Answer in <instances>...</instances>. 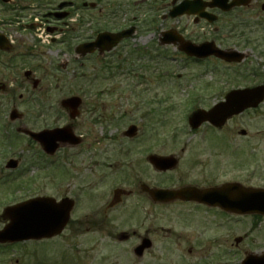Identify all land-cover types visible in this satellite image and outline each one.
Wrapping results in <instances>:
<instances>
[{"label": "rangeland", "instance_id": "374dc122", "mask_svg": "<svg viewBox=\"0 0 264 264\" xmlns=\"http://www.w3.org/2000/svg\"><path fill=\"white\" fill-rule=\"evenodd\" d=\"M84 1L95 2L97 9L80 8ZM133 1L75 0L81 17L85 20L94 18L88 25L79 23L80 32L83 29L80 36L108 26L119 28L116 24L119 22L135 24L150 14L142 13L150 8L160 17L161 4L166 0H147L139 5H134ZM134 16L137 19L132 20ZM168 25L169 21L160 20L151 30L137 29L133 38L113 50V57L121 55L127 62L121 75L105 83L90 81L101 67V60L93 56L83 60L81 69L71 58L62 69L55 68L58 60H51L50 55L26 57L25 60L36 67L35 77L40 79V84L36 90L29 86L21 101L18 100L20 90L15 93L16 108L25 115L24 122L36 130L71 122L82 142L61 150L54 155L55 161L49 160L51 163L46 166L37 144L28 143L19 135L14 143L1 141L0 134V214L5 206L38 195L59 198L70 192L75 198L76 192L79 202L68 226L59 236L47 241L18 242L12 246L0 244V264H241L247 252L259 257L264 253V216H237L188 203L150 206L138 192L140 182L171 187L168 184L178 182L238 181L264 187V104L256 112H245L235 122V128L228 125L222 134L230 141L212 148L204 141L202 129L190 132L186 116L194 106H210L227 91V88L222 89L225 85L219 83L217 74L211 71L213 65L196 66L168 47L173 58L161 65L170 69V78L168 74L161 78L162 82L153 69L144 72L138 68L139 63L147 59L140 58L139 61L143 48L152 52L156 48L158 32ZM257 61L260 62L258 59L254 62ZM261 64H252L260 71L259 76L250 72L247 82L264 80ZM207 66L208 72H204ZM76 67L79 73L74 70ZM128 68L132 69L131 73ZM137 69L148 81L146 84L141 83L135 72ZM20 77L22 71L16 74L17 85ZM148 87L151 90L144 92L146 97H143L140 90ZM167 87H171L168 92L164 90ZM192 91L194 97L190 94ZM155 92L159 99L170 94V102L162 104L167 110L174 109L162 118L167 125L149 122V111L147 117V108L141 107L146 101L158 100L152 98ZM71 95L83 99L81 113L72 121L59 104L62 98ZM5 115L7 112L3 111L0 118L6 119ZM151 119L161 121V115ZM130 124L138 126L135 139L122 135ZM240 128L247 131L246 137L236 134ZM152 152L178 155L181 160L175 169L158 173L144 158ZM10 157L21 158L19 171L4 169ZM63 170L67 172L61 174ZM117 187L135 192L109 209L102 222L103 210ZM5 223L0 218V228ZM121 232H126L130 238L119 241L117 236ZM145 234L151 238L153 246L138 258L132 250L139 242L138 236ZM236 237L242 238L237 245L234 243Z\"/></svg>", "mask_w": 264, "mask_h": 264}, {"label": "flooded vegetation", "instance_id": "af4514ba", "mask_svg": "<svg viewBox=\"0 0 264 264\" xmlns=\"http://www.w3.org/2000/svg\"><path fill=\"white\" fill-rule=\"evenodd\" d=\"M182 2L185 3L187 11L176 17H167L168 12ZM7 13V9H4L3 11L0 7L1 44L11 46L9 50L0 48V107H2L3 104V107L0 109L2 112L0 113H3V111L7 112V115H5L6 119L0 118V134H2L1 137H3V139L0 140L11 141V143H14V140L19 135L24 137L28 143H36L26 132H37L45 128L36 130L27 126L24 122L25 115L22 112H16L18 110L15 103V93L20 90L18 93V100L21 101L25 96L24 92L28 90L29 86H31L33 90L38 88L37 86L40 84V79L35 77L37 69L31 65L30 61L28 62L25 59L31 54H38L40 49L39 47H37V49L29 48V44L22 37L14 41L10 40L9 36L14 31V28L11 29V22L6 18ZM160 19L162 21H169V25L165 29L173 31L171 33L173 37L174 33L180 35L190 46L191 44L200 45L202 43H211L210 47H216L219 49L221 51V56L211 54L207 57L199 58L192 54L179 51V48H181L179 43H172L168 46L160 45L158 38L155 49L156 52H159V49H167L168 47H171L177 54L183 56V58H186L188 62L196 66L212 63V70L217 74L218 79H220L219 83L225 85L222 89L227 88L226 90H229L230 88H244L246 86L250 87L255 84L264 83L263 80L257 83H255V81L247 82L248 74L250 72L255 74L258 73L257 75H259L260 72L258 68L252 66V64H261L262 62L261 65L264 66V0H168L167 2H164L163 12L160 14ZM92 55L97 58V60H106L109 57V54L100 55L98 52H94L89 56ZM157 56H159V54H157ZM168 57L170 58L169 55ZM151 58L158 60L155 56H151ZM239 58H241L240 61H235ZM255 59L260 60V62H254ZM73 61L78 65L77 67L81 68L83 66L81 59L74 58ZM24 65H27L28 67H23ZM141 67L143 68L144 65L141 64ZM74 70H76V73H79L78 68ZM18 71H22V77H20V82L17 85L16 74L19 73ZM40 89L41 87L39 90ZM147 90L150 91L151 89L145 88L144 91ZM141 94L143 93L141 92ZM63 110L66 111L69 116V111L67 109ZM245 112L232 116L220 128H215L208 123H204L197 130H194L193 133L202 129V132L205 135L204 141L207 142L208 146L216 148L219 143L223 144V142L227 143L230 141L229 138L224 137L222 133L230 124H232L235 128V122L241 119ZM231 132L233 133V131ZM230 137H233V135ZM11 143L9 144L11 145ZM76 146L78 145H61L56 150V154L61 150L70 149L71 147ZM149 154L150 153L146 154L144 158L146 162L150 164L148 161ZM157 155L160 154L157 153ZM47 157L49 156L45 155L44 159ZM176 157V166H178L181 159L179 156ZM16 159L18 162V168H15L14 171L19 170L22 166L21 158L16 157ZM150 166L158 173L171 171L159 170L151 164ZM220 184L222 183L194 181L185 183H170L168 186H217ZM138 186L161 185L159 183L150 184L140 182ZM141 191L143 190L140 189L138 192L141 197H145V201L149 203L150 206L168 204L153 201L146 192ZM133 193L134 192L132 191L129 195ZM69 195L70 192H67L62 194L61 198ZM74 196V200L78 202L79 194H76L75 192ZM174 202L188 204L193 203L179 200ZM102 218L103 222L106 215H103ZM134 234L135 231L132 232V235ZM143 237H146V234L138 236L140 243L142 242ZM126 238L128 237L126 236ZM150 245L152 247L153 242L150 243Z\"/></svg>", "mask_w": 264, "mask_h": 264}, {"label": "water", "instance_id": "95a60500", "mask_svg": "<svg viewBox=\"0 0 264 264\" xmlns=\"http://www.w3.org/2000/svg\"><path fill=\"white\" fill-rule=\"evenodd\" d=\"M132 32L133 28L114 34L107 32L100 33L97 35L95 42L82 44L76 48V51L85 54L86 52L93 51L96 45L109 50L122 38L129 37ZM164 34L167 35L168 33L166 32ZM198 50H202L204 54L211 53L205 45L199 47ZM260 92L261 91L258 89H255L252 92L241 91L240 93L237 92L228 95L227 103L223 104L224 110H218L219 112L221 111L220 115L215 114L211 120L217 123L221 117L228 115L229 112L240 111L244 106L246 107L252 104V101H259L256 100V98L259 99ZM79 103L80 100L76 97L68 98L63 101V104L69 106L73 111H75ZM227 104H231V106L227 107ZM192 117L193 119H197L198 121L196 123H198L203 116L197 112ZM133 131L134 129L131 128L127 133L132 134ZM32 136L43 143L48 142L50 146L52 145V141L65 139V135L62 134L61 130L32 134ZM149 193L159 200H172L175 198L185 200L195 199L209 204H217L228 210L241 213L257 212L264 214V189L225 185L210 191H199L195 188L188 187L179 190L152 189L149 190ZM69 210L70 203H68V201L55 204L52 199L47 198H34L14 206L6 207L2 216L3 218H8L9 223L0 230V242L38 239L58 234L67 223ZM136 252L139 253L140 248H138ZM242 263L264 264V257L257 260L252 256H247Z\"/></svg>", "mask_w": 264, "mask_h": 264}]
</instances>
